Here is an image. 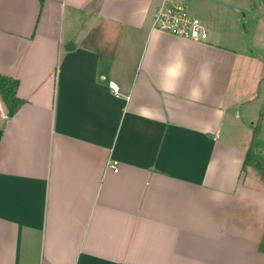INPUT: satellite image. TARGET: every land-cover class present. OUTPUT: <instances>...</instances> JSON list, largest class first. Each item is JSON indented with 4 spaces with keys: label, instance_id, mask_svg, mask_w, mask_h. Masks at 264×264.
I'll use <instances>...</instances> for the list:
<instances>
[{
    "label": "crops",
    "instance_id": "crops-1",
    "mask_svg": "<svg viewBox=\"0 0 264 264\" xmlns=\"http://www.w3.org/2000/svg\"><path fill=\"white\" fill-rule=\"evenodd\" d=\"M180 3L206 42L152 27ZM217 27L192 0H0L25 100L0 99V264H264V55Z\"/></svg>",
    "mask_w": 264,
    "mask_h": 264
},
{
    "label": "rangeland",
    "instance_id": "rangeland-1",
    "mask_svg": "<svg viewBox=\"0 0 264 264\" xmlns=\"http://www.w3.org/2000/svg\"><path fill=\"white\" fill-rule=\"evenodd\" d=\"M192 2L198 10L203 12V17L210 15L217 19V28L220 33L229 34L231 42H234L236 46L252 50L260 56L264 55V4L262 0H210V4L216 7L215 10L210 9V11L202 6L205 0H192Z\"/></svg>",
    "mask_w": 264,
    "mask_h": 264
},
{
    "label": "built area",
    "instance_id": "built-area-1",
    "mask_svg": "<svg viewBox=\"0 0 264 264\" xmlns=\"http://www.w3.org/2000/svg\"><path fill=\"white\" fill-rule=\"evenodd\" d=\"M154 29L161 32L191 40L195 42H206L209 38V31L205 27L201 18L191 13L186 5L163 4L157 8L154 15ZM114 92H118L117 86L112 85ZM261 158L264 161V151L261 153ZM109 167L118 172V163L112 162Z\"/></svg>",
    "mask_w": 264,
    "mask_h": 264
},
{
    "label": "trees",
    "instance_id": "trees-1",
    "mask_svg": "<svg viewBox=\"0 0 264 264\" xmlns=\"http://www.w3.org/2000/svg\"><path fill=\"white\" fill-rule=\"evenodd\" d=\"M18 87L19 81L17 79H12L3 75H0V99L4 105L7 116H14L17 111L24 105L25 100L18 97ZM258 136V128L254 130L253 139L255 140ZM251 166L255 168L260 174L262 180L264 181V161L258 158L250 148L246 154L244 167ZM262 251H264V245L261 246Z\"/></svg>",
    "mask_w": 264,
    "mask_h": 264
},
{
    "label": "water",
    "instance_id": "water-1",
    "mask_svg": "<svg viewBox=\"0 0 264 264\" xmlns=\"http://www.w3.org/2000/svg\"><path fill=\"white\" fill-rule=\"evenodd\" d=\"M263 4H264V0H262Z\"/></svg>",
    "mask_w": 264,
    "mask_h": 264
}]
</instances>
